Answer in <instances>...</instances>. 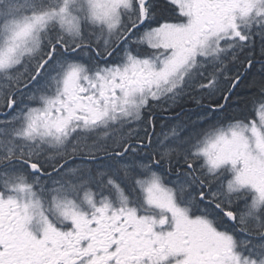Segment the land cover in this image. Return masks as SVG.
I'll use <instances>...</instances> for the list:
<instances>
[{
    "label": "snow or ice",
    "instance_id": "6c2138e0",
    "mask_svg": "<svg viewBox=\"0 0 264 264\" xmlns=\"http://www.w3.org/2000/svg\"><path fill=\"white\" fill-rule=\"evenodd\" d=\"M0 264H264V0H0Z\"/></svg>",
    "mask_w": 264,
    "mask_h": 264
},
{
    "label": "flooded vegetation",
    "instance_id": "af4514ba",
    "mask_svg": "<svg viewBox=\"0 0 264 264\" xmlns=\"http://www.w3.org/2000/svg\"><path fill=\"white\" fill-rule=\"evenodd\" d=\"M195 105L192 102H186L185 103V111H194ZM164 123V121H162Z\"/></svg>",
    "mask_w": 264,
    "mask_h": 264
}]
</instances>
